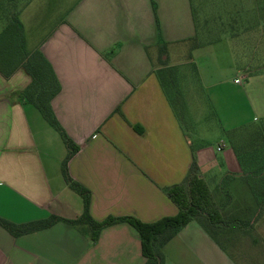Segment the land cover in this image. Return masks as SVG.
Returning a JSON list of instances; mask_svg holds the SVG:
<instances>
[{
  "label": "crops",
  "instance_id": "crops-1",
  "mask_svg": "<svg viewBox=\"0 0 264 264\" xmlns=\"http://www.w3.org/2000/svg\"><path fill=\"white\" fill-rule=\"evenodd\" d=\"M33 2L19 14L26 46L42 53L60 85L51 107L78 147L68 169L91 193L92 218L153 223L175 216L178 208L164 189L185 181L193 147L159 76L162 64L150 50L197 37L192 1L78 0L60 13L55 6L56 15L28 13ZM203 48L193 50L192 61ZM251 62L264 71L262 43ZM242 69L248 74L251 68ZM250 82L241 94L249 100L252 93L259 104L257 122L264 119V78ZM30 83L23 69L9 79L0 74V219L16 225L76 220L83 202L61 172L68 149L40 112L20 99ZM195 156L201 173L216 176L226 166L232 174L241 171L232 151L220 158L201 147ZM162 250L164 264H239L196 221ZM144 263L140 235L127 223L104 228L95 243L86 225L57 222L18 237L0 226V264Z\"/></svg>",
  "mask_w": 264,
  "mask_h": 264
},
{
  "label": "rangeland",
  "instance_id": "rangeland-1",
  "mask_svg": "<svg viewBox=\"0 0 264 264\" xmlns=\"http://www.w3.org/2000/svg\"><path fill=\"white\" fill-rule=\"evenodd\" d=\"M32 1L0 0V36L8 25L6 16L20 14ZM77 1L35 0L28 13L40 11L47 15L48 10L53 14L57 5L60 13ZM191 1L197 31L194 42L154 48L150 56L157 65L168 66L165 69L171 71V75L164 71L159 76L193 149L206 147L224 158L227 152H234L231 142L235 136L234 143L243 146L247 141L241 132L264 121H254L258 119L259 104L252 93H248L250 105L241 94L252 78H264V71L254 70L251 62L261 43L264 48V28L259 27L264 24V0ZM196 45L206 48L194 54L192 61V47ZM164 57L167 63H161ZM244 66L251 68L249 75L242 69ZM236 79L242 85H235ZM231 172L226 166L216 176L214 172L201 173L212 192L215 208L224 217L222 235L216 236L239 264H264V209L258 212L243 180L225 181Z\"/></svg>",
  "mask_w": 264,
  "mask_h": 264
},
{
  "label": "trees",
  "instance_id": "trees-1",
  "mask_svg": "<svg viewBox=\"0 0 264 264\" xmlns=\"http://www.w3.org/2000/svg\"><path fill=\"white\" fill-rule=\"evenodd\" d=\"M6 18L8 25L0 36V74L9 79L17 70L23 69L30 76V85L19 93V97L40 112L66 145L68 154L61 165L62 176L68 188L82 199L83 212L81 217L76 220L51 217L48 220L24 225H16L0 219V226L13 236L18 237L47 229L57 222H65L72 226L86 225L91 231V240L95 243L104 228L127 223L140 235L144 264H164L162 250L164 246L176 237L188 223L196 221L222 248L228 251L216 236L222 235L220 229L224 223V217L215 208V200L200 172L194 149H192V164L185 181L164 189V193L178 208V213L175 216L164 217L153 223H144L130 216L109 217L101 222L92 218L90 214L91 193L71 177L68 169L69 161L78 152V147L69 139L51 107L52 100L60 93L58 80L52 67L39 50L28 51L19 14H8ZM194 40L192 39L190 42H194ZM196 48L198 45L193 46L192 50ZM164 71L171 75V71L163 67L159 70V75ZM241 133L245 134L244 140L247 141L243 146H237L234 143L236 136L231 142L241 173L238 175L230 173L225 181L237 178L243 180L251 191L259 212L264 209V121L253 129L246 127Z\"/></svg>",
  "mask_w": 264,
  "mask_h": 264
},
{
  "label": "built area",
  "instance_id": "built-area-1",
  "mask_svg": "<svg viewBox=\"0 0 264 264\" xmlns=\"http://www.w3.org/2000/svg\"><path fill=\"white\" fill-rule=\"evenodd\" d=\"M236 83H239V81H236Z\"/></svg>",
  "mask_w": 264,
  "mask_h": 264
}]
</instances>
